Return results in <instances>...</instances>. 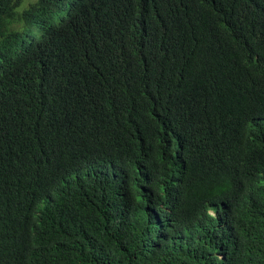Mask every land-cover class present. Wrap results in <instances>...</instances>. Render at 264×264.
<instances>
[{
	"label": "trees",
	"instance_id": "1",
	"mask_svg": "<svg viewBox=\"0 0 264 264\" xmlns=\"http://www.w3.org/2000/svg\"><path fill=\"white\" fill-rule=\"evenodd\" d=\"M0 0V264H264V0Z\"/></svg>",
	"mask_w": 264,
	"mask_h": 264
},
{
	"label": "rangeland",
	"instance_id": "2",
	"mask_svg": "<svg viewBox=\"0 0 264 264\" xmlns=\"http://www.w3.org/2000/svg\"><path fill=\"white\" fill-rule=\"evenodd\" d=\"M37 0H25L26 3H35ZM24 2V3H25Z\"/></svg>",
	"mask_w": 264,
	"mask_h": 264
}]
</instances>
